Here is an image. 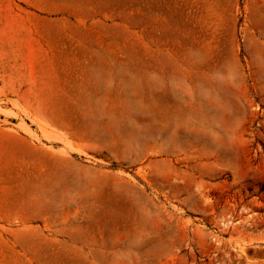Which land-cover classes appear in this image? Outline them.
<instances>
[{"label":"rangeland","instance_id":"1","mask_svg":"<svg viewBox=\"0 0 264 264\" xmlns=\"http://www.w3.org/2000/svg\"><path fill=\"white\" fill-rule=\"evenodd\" d=\"M0 264H264V0H0Z\"/></svg>","mask_w":264,"mask_h":264},{"label":"bare ground","instance_id":"2","mask_svg":"<svg viewBox=\"0 0 264 264\" xmlns=\"http://www.w3.org/2000/svg\"><path fill=\"white\" fill-rule=\"evenodd\" d=\"M34 152H35V153H37V152H38V150H35V149H34Z\"/></svg>","mask_w":264,"mask_h":264}]
</instances>
